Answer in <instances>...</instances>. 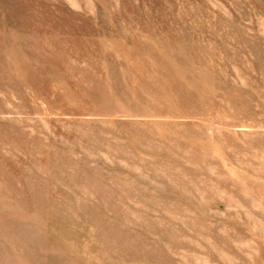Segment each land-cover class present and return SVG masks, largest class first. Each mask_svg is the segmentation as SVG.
Segmentation results:
<instances>
[{
  "label": "rangeland",
  "instance_id": "obj_1",
  "mask_svg": "<svg viewBox=\"0 0 264 264\" xmlns=\"http://www.w3.org/2000/svg\"><path fill=\"white\" fill-rule=\"evenodd\" d=\"M0 264H264V0H0Z\"/></svg>",
  "mask_w": 264,
  "mask_h": 264
}]
</instances>
